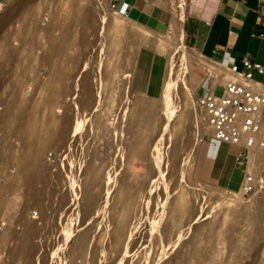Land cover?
Listing matches in <instances>:
<instances>
[{"label": "rangeland", "instance_id": "374dc122", "mask_svg": "<svg viewBox=\"0 0 264 264\" xmlns=\"http://www.w3.org/2000/svg\"><path fill=\"white\" fill-rule=\"evenodd\" d=\"M1 1L4 7L0 14L12 3H15L17 8L0 18V21H5L0 28V95L2 94L4 100L2 102L0 97V186H5L3 196L6 198L0 202V236H11L16 229L23 228L20 220L25 216L29 221H37L40 227L47 222L44 227L47 230L42 228L44 231L37 236L31 257L25 260L6 251L12 242L4 249L0 246V264H72L68 261L67 253L74 242L72 235L81 227L80 199L86 188L83 185L84 180L90 178L94 167L100 163L108 164L107 171L110 172L103 185L105 188L102 187L100 191L102 224L95 235V245L102 253L96 260L100 259L98 264H134L137 256L142 258L144 263L141 264H264V193L243 195L242 182L248 164L241 163L245 165H239L241 169H236L232 188L217 182L202 181L194 176L198 154L204 145V139H208L210 129L202 112H195L197 103L190 95L186 70L190 59L176 27L170 31V15L166 24L168 26H161L159 23L157 27H153L164 33L170 31L166 36L174 39L178 49L172 59V70H168V79L163 82L160 95L153 96L144 91L141 93L142 90L135 85L139 53L142 48L148 46L141 45L142 38L139 40L136 36L117 33L100 19L97 11L117 20L113 14L114 9L109 5L110 0ZM173 1L180 5V13L183 0ZM96 2L97 8L93 5ZM188 2L189 0H186V11ZM20 5L22 6L18 9ZM117 9H121L119 4ZM126 14L132 18L128 11ZM114 26H117V23H114ZM148 35L145 38H149ZM54 44L58 46L56 52L53 50ZM7 47L9 50H6ZM52 50L55 54L50 59L48 57H51ZM47 51L52 53L47 54ZM117 54L119 57H116ZM3 55H6V58ZM98 57L104 58L101 61L104 68L101 93L103 99L99 96L101 88L97 84L102 78H95V74L93 76L91 73L98 66ZM164 57L166 62L167 58L165 55ZM115 59L117 62L112 61ZM58 67L62 68V74L55 77ZM190 75L192 88L196 90L203 73L191 65ZM45 77L48 78V83L43 81L41 85ZM53 77L55 81L52 80ZM253 77L264 82V74L255 72ZM92 79H95L96 82L93 81L97 88L91 84ZM129 80H132V84ZM41 87L45 92L41 91ZM223 90V85L218 84L215 93L221 95ZM137 92L141 93L138 97ZM6 93H16L12 96L18 103L11 95L12 100L9 99ZM18 93L20 97L17 96ZM49 94L52 95V105ZM161 96H165V99ZM160 97L162 100L158 101ZM18 98L25 101H18ZM36 99L40 100L39 104ZM19 103L20 106L24 105L20 107ZM169 107L172 109H168ZM30 108L32 109L29 110ZM179 108H182L181 112L185 110L182 112L184 114L177 110ZM12 109L17 110V117ZM52 109L57 112V116ZM51 113L56 116L59 124L53 127L46 149L42 153L35 152L37 158L29 172V177L41 179L38 184L43 191L40 192V199L29 200L27 197L31 195L30 187L21 185L22 180L15 181V175L28 163L29 153L33 149V142L25 140L24 137L34 130L35 124L33 125L32 120L36 114L40 122L36 118L33 122L40 126V123H45L48 115H53ZM22 114H25L24 120L21 118ZM167 114H170V118L173 116V122ZM147 118L154 121L148 130L145 126ZM70 125L76 130H72ZM143 131L151 133L152 141L156 142L154 148H149L146 142L140 144ZM233 148L236 152L237 149ZM221 152L225 154L226 149L222 147ZM5 153L10 158H7ZM203 154L204 152L201 157ZM236 155L235 153L234 157ZM233 161L229 158V162ZM115 174L118 176L114 177ZM216 176L213 178L219 181ZM111 179L115 180L109 182ZM132 180L134 187H137H133L134 190L144 182L151 183L153 194L150 191L147 197H144L142 205L140 204L132 218V228L127 238L119 241L115 222L123 213L128 199L127 194H124L125 187ZM183 188L184 192L180 194ZM228 198L233 202H223ZM35 210L39 215H36ZM108 219L114 224L107 226ZM132 223H136L135 226ZM182 223L183 226H180Z\"/></svg>", "mask_w": 264, "mask_h": 264}, {"label": "bare ground", "instance_id": "6f19581e", "mask_svg": "<svg viewBox=\"0 0 264 264\" xmlns=\"http://www.w3.org/2000/svg\"><path fill=\"white\" fill-rule=\"evenodd\" d=\"M97 2L96 3H94L93 5L97 8ZM166 4V3H165ZM167 4H170L171 6H173L174 8H175V10H179V8H180V5L179 4H176L173 0H167ZM22 5H20V6H18V9H19V7H21ZM170 6V7H171ZM21 9V8H20ZM113 9V8H112ZM115 10H118V9H114V12H113V14L114 15H116V17H117V20L116 19H114L113 17L111 18V17H109V16H106L105 14H102V12H99V11H97L98 12V14H99V16H100V19L101 20H103V22H105L106 24H108L109 26H111L112 28L111 29H115L116 31H117V33H122V34H126L127 36H136L137 38H139V40L141 39V45L142 44H144V45H146V46H148L150 49H152V50H154V51H158V52H160L161 51V53H163L165 56H166V58H167V60H166V65H165V73H164V80H163V82L165 81V79H166V76H168V70H172L171 69V64L173 63V61H172V59L174 58V54H175V52H176V50L178 49V46L174 43V39L173 38H168L167 36H166V34H159V33H157V32H155V31H153V30H151V29H149V28H147V27H145V26H143V25H141L140 23H138V22H136V21H134V20H132V19H130L129 17H127L126 15H124V14H122V13H119V12H117V11H115ZM123 11V10H122ZM20 15V14H19ZM4 21H0V28H1V26H2V23H3ZM114 23H117V26H114ZM29 25V24H28ZM107 25V26H108ZM172 25V24H171ZM30 26V25H29ZM149 27V26H148ZM175 27H176V30H177V32H178V34H180L181 35V37H182V23L180 22V20L179 21H176L175 22V24H174V29H175ZM110 29V28H109ZM110 29V30H111ZM114 30V31H115ZM164 32V31H163ZM113 33H115V32H113ZM116 33V34H117ZM108 34V33H107ZM148 34H150V35H148ZM25 35V34H24ZM118 35V34H117ZM117 35H116V38H117ZM146 35H148L149 36V38L147 37V38H145L146 37ZM170 35V34H169ZM26 36V35H25ZM28 36V35H27ZM111 36V35H110ZM1 37V36H0ZM19 37H21V36H19ZM115 37V36H114ZM113 37V39L115 40V38ZM118 37H120V36H118ZM27 38V37H26ZM104 39V38H103ZM120 39L121 38H119L118 40L120 41ZM127 39V38H126ZM31 40H33V39H31ZM31 40H29L30 41V43L31 44H33L32 42H31ZM113 40V41H114ZM6 41V40H5ZM8 41V40H7ZM24 41V40H23ZM117 41V40H116ZM26 43H28L27 41H26ZM108 43V42H107ZM127 43V42H126ZM3 44V43H2ZM8 44V43H7ZM104 44V43H103ZM114 44V43H113ZM134 44H135V42H134ZM14 44H12V46H13ZM128 45V44H127ZM131 45V44H130ZM139 45H140V43H139ZM5 46V45H4ZM8 46V45H7ZM111 46V45H110ZM123 46H125V45H123ZM129 46V45H128ZM138 46V45H137ZM136 46V47H137ZM181 46H182V44H181ZM184 46V45H183ZM19 47V46H18ZM49 47V46H48ZM52 47V46H51ZM54 48H53V50H54V52H56V50H57V48H58V46H57V44H54V46H53ZM118 47H119V44H118ZM135 47V48H136ZM3 48V47H2ZM9 48H10V46H9ZM15 48H16V46H15ZM31 48V47H30ZM50 48V47H49ZM48 48V50H50ZM103 48V47H102ZM108 48V47H107ZM113 48V47H112ZM134 48V49H135ZM139 48V47H138ZM4 49V48H3ZM2 49V50H3ZM12 49L14 50V48L12 47ZM34 49V48H33ZM100 49V48H99ZM114 49H115V47H114ZM113 49V50H114ZM117 49V48H116ZM123 49V48H122ZM137 49V48H136ZM135 49V50H136ZM6 50H9L8 49V47H7V49ZM47 50V49H46ZM53 50H52V52H53ZM104 50V49H103ZM112 50V51H113ZM133 50V49H132ZM134 50V51H135ZM5 51V50H4ZM10 51H12V50H10ZM9 51V52H10ZM44 51V50H43ZM99 51V50H98ZM1 52H3V51H1ZM6 52V51H5ZM8 52V51H7ZM51 52V53H52ZM50 53L49 51H47V54L49 53V54H51L50 56L51 57H48V58H50V59H52V55H54L55 53ZM114 52V51H113ZM119 52V54H121L120 53V51H118ZM138 51H136V53H137ZM136 53H135V55H136ZM2 54V53H1ZM42 54V53H41ZM46 54V55H47ZM183 54H184V52H183ZM182 54V55H183ZM39 55V54H38ZM45 55V54H44ZM4 56V55H3ZM119 57V55L117 54L116 55V57ZM137 56H138V54H137ZM184 56V55H183ZM182 56V57H183ZM1 57V56H0ZM5 58H6V55L4 56ZM46 57V58H47ZM114 57H115V55H114ZM115 57V58H116ZM44 58H45V56H44ZM99 58V60H97L96 62V64L98 65H96L97 67L96 68H94L93 69V71L91 72L92 73V75L94 76V74H95V78L96 77H100V78H102L101 80V82L100 83H97L98 85H99V88H101L100 89V91H99V96L103 99L104 97L102 96V89H103V84H104V78H103V71H104V68H102V64L103 63H101V61L104 59H102V58H100V57H98ZM120 59H122V56H121V58ZM180 59V58H179ZM3 60V59H2ZM46 60V59H45ZM43 61V60H42ZM113 62H117L116 61V59H115V61L114 60H112ZM119 61V60H118ZM121 61V60H120ZM136 62H137V59L135 60ZM134 61V62H135ZM46 62V61H45ZM179 63V62H178ZM112 64V63H111ZM3 65V64H2ZM106 65V64H105ZM113 65V64H112ZM111 65V66H112ZM4 66L6 67V65L4 64ZM3 66V67H4ZM134 66H136V64L134 65ZM219 66H221V68H224V66L222 65V64H219ZM56 67V66H55ZM106 67H107V65H106ZM105 67V69H107ZM114 67V66H113ZM115 67H117V65L115 64ZM52 68V67H51ZM133 69H134V67H132ZM55 69V68H54ZM219 69V68H218ZM7 70H8V68H7ZM49 70V69H48ZM57 70V69H56ZM55 70V71H56ZM113 70V68H111L110 69V71H112ZM114 70H116V69H114ZM24 71V70H23ZM22 71V72H23ZM54 71V70H53ZM52 71V72H53ZM95 71V72H94ZM117 71V70H116ZM127 71V70H126ZM3 72V71H2ZM39 72V71H38ZM62 68L60 69V67H58V72H56V75H55V77H57V76H60L62 73ZM105 72H106V70H105ZM109 72V71H108ZM119 72V71H118ZM224 72V71H223ZM1 73V72H0ZM5 73V72H4ZM45 73V72H44ZM55 73V72H54ZM166 73H167V75H166ZM218 73H219V75L222 73L221 71H218ZM14 74V73H13ZM20 73H18V75H19ZM64 74V73H63ZM109 74V73H108ZM112 74V73H111ZM117 74V73H116ZM1 75H3V74H1ZM50 75H51V72H50ZM50 75H49V77H50ZM85 75V74H84ZM106 75H107V73H106ZM106 75H105V78H106ZM11 76L13 77L14 75H12L11 74ZM20 77V76H19ZM23 77V76H22ZM114 77V76H113ZM118 77V76H117ZM129 77V76H128ZM54 78V77H53ZM52 78V80H54L55 81V78L53 79ZM109 78V77H108ZM107 78V79H108ZM111 78V77H110ZM130 78V77H129ZM218 78H220V76H218ZM46 79H48L47 77H45V79L44 80H42V83H41V85L43 84V81H46ZM50 79V78H49ZM61 79V78H60ZM64 79V78H63ZM168 79V78H167ZM166 79V80H167ZM9 80H12V79H9ZM95 81V79H92L91 80V84L94 86V87H96V81ZM110 80H112V79H110ZM213 80H215V82H216V79H214L213 78ZM13 81V80H12ZM16 81V80H15ZM19 81H21V80H19ZM23 81V80H22ZM126 81V80H125ZM128 81V80H127ZM130 81V83H131V81L132 80H129ZM223 81V80H222ZM50 82V81H49ZM79 82H80V80H79ZM108 82V81H107ZM8 83H9V81H8ZM45 83H48V81H46ZM45 83H44V86H45ZM53 83V82H52ZM112 83V82H111ZM165 83V82H164ZM12 84H13V82H12ZM16 84H17V82H16ZM15 83H14V86L16 85ZM36 84H38V83H36ZM54 84V83H53ZM132 84V83H131ZM1 85H2V83H1ZM6 85V84H5ZM8 85V84H7ZM6 85V86H7ZM91 85V86H92ZM114 85V84H113ZM118 85H120V84H118ZM128 85H129V83H128ZM166 85V84H165ZM40 86V85H39ZM39 86H38V88H39ZM53 86V85H52ZM58 86V85H57ZM123 86H125V85H123ZM162 86H164V84L162 85ZM3 87V86H2ZM16 87V86H15ZM5 88V87H4ZM14 88V87H13ZM42 88V87H41ZM45 88H46V86H45ZM52 88V87H51ZM50 88V89H51ZM90 88V87H89ZM93 88V87H92ZM97 88V87H96ZM129 88H130V85H129ZM15 89V88H14ZM53 89V88H52ZM110 89V88H109ZM113 89V88H112ZM128 89V88H127ZM131 89H133V87L131 88ZM7 90H9V89H7ZM11 90V89H10ZM40 90V89H39ZM39 90H36L37 92L39 91ZM44 89L42 88L41 89V91H43ZM95 90V89H94ZM121 90V89H120ZM96 92H97V90H95ZM125 91V90H124ZM129 91H130V89H129ZM9 92V91H8ZM12 92H14V90H12ZM11 92V93H12ZM40 92V91H39ZM43 92H45V90L43 91ZM51 92H52V90H51ZM50 92V93H51ZM131 92L132 91H130V94H131ZM10 93V92H9ZM22 93V92H21ZM92 93V92H91ZM106 93V92H105ZM141 93H143V91L141 92ZM141 93H139L138 94V92L136 93L137 94V97H138V95L140 96V94ZM8 93H6V95H7ZM14 95L16 94V93H13ZM12 94V95H13ZM37 94V93H36ZM41 94H42V92H41ZM45 94V93H44ZM48 94V93H47ZM53 94V93H52ZM88 94V93H87ZM93 94V93H92ZM96 94V93H95ZM107 94V93H106ZM133 94V93H132ZM136 94H135V96H136ZM2 95V94H1ZM1 95H0V97H1ZM11 95V94H10ZM10 95H7V96H9V99L11 98L10 97ZM11 95V96H12ZM21 95H24V94H21ZM31 95V94H30ZM29 95V96H30ZM86 95V94H85ZM3 96H5V95H3ZM17 96H19L20 97V93H18L17 94ZM27 96V95H26ZM35 96H37V95H35ZM63 96V95H62ZM198 96V95H197ZM197 96H196V98H197ZM22 97V96H21ZM39 97V96H38ZM83 97V96H82ZM86 96H84V98H85ZM87 97H88V95H87ZM98 97V96H97ZM123 97V96H122ZM125 97V96H124ZM162 98H164L165 99V96H161ZM161 97L159 98V100L158 101H161L162 99H161ZM6 98H8V97H6ZM12 98H13V100H14V96H12ZM12 98H11V100H12ZM43 98V97H42ZM48 98V97H47ZM49 98H50V102H51V98H52V95L51 94H49ZM95 98V97H94ZM141 98V97H140ZM170 98V97H169ZM176 98V97H175ZM4 99V98H3ZM22 99V101L24 102L25 100H23V98H21ZM21 99H19L18 98V101L19 100H21ZM29 99V98H28ZM28 99H27V102H28ZM40 99V98H39ZM37 100L36 99V102H38V104H39V101L40 100ZM89 99V98H88ZM92 99H93V97H92ZM97 99V98H96ZM137 99V98H136ZM173 99V98H172ZM171 99V100H172ZM1 100H2V97H1ZM8 99H6V101H7ZM31 100V99H30ZM42 100H44V98L42 99ZM41 100V101H42ZM46 100V99H45ZM82 100V99H81ZM87 100V99H86ZM174 100V99H173ZM173 100L171 101V102H173ZM4 100H2V102H3ZM14 101H16V100H14ZM21 101V103H23ZM34 101V100H33ZM83 101H85V100H83ZM82 101V103H84ZM97 101V100H96ZM95 101V102H96ZM133 101V100H132ZM136 101V100H135ZM175 101V100H174ZM196 101V103H197V99L195 100ZM17 102V101H16ZM35 102V103H36ZM42 102H44V101H42ZM52 102H53V100H52ZM51 102V105L53 104ZM87 102V101H86ZM89 102V101H88ZM93 102V101H92ZM91 102V103H92ZM18 103V102H17ZM21 103H19V105L18 106H20V104ZM26 103V102H25ZM30 103V102H29ZM41 103V102H40ZM57 103V102H56ZM159 103V102H158ZM175 103V102H174ZM7 104V103H6ZM9 104H11L12 105V103H10V101H9ZM44 104V103H43ZM42 104V105H43ZM50 104V103H49ZM49 104H47V106L49 105ZM171 104V103H170ZM173 104V103H172ZM4 105V104H3ZM13 105H15V104H13ZM24 105V104H23ZM22 105V106H23ZM33 105H36V104H33ZM33 105H31V106H33ZM86 105V104H85ZM93 105V104H92ZM159 105H160V103H159ZM174 105V104H173ZM5 106V105H4ZM9 106V105H8ZM7 106V107H8ZM22 106H20V107H22ZM37 106V105H36ZM36 106L34 107V108H36ZM40 105H38V107H39ZM46 106V105H45ZM47 106H46V108H47ZM6 107V106H5ZM4 107V108H5ZM13 107V106H12ZM27 106H25V108H26ZM41 107H43V106H41ZM57 107V106H56ZM104 107V106H103ZM166 107V106H165ZM172 107V106H171ZM171 107H169L168 109H170ZM9 108V107H8ZM14 108V107H13ZM24 108V107H23ZM51 108V107H50ZM50 108H48V109H50ZM58 108V107H57ZM82 108V107H81ZM86 108V106L84 107V109ZM88 108V107H87ZM10 109V108H9ZM17 109V108H16ZM15 109V110H16ZM19 109V108H18ZM32 108H30L29 110H31ZM38 109V108H37ZM91 109V108H90ZM103 109V108H102ZM165 108H163V110H164ZM172 109V108H171ZM170 109V110H171ZM0 110H2V109H0ZM5 110V109H4ZM13 110V109H12ZM15 110H13V112H15V114H17L16 116H15V114H13L15 117H17L18 116V112H17V110L15 111ZM24 110V109H23ZM26 110V109H25ZM24 110V111H25ZM39 110V109H38ZM56 110V109H55ZM58 110H60V109H58ZM86 110V109H85ZM85 110H83V111H85ZM91 110H93V109H91ZM90 110V111H91ZM177 110H179L180 112H181V110H182V108H179V109H177ZM7 111H8V109H7ZM6 111V113H8ZM19 111V110H18ZM34 111H35V109H34ZM37 111V110H36ZM35 111V112H36ZM183 111H185V110H183ZM182 111V112H183ZM201 111V109H200V107L198 106V104H197V108H196V110H195V112L196 113H198V112H200ZM3 112V111H2ZM12 112V111H11ZM22 112V111H21ZM27 112H28V108H27ZM34 112V113H35ZM39 112V111H38ZM49 110H48V114H49ZM52 112L56 115V113H55V111H53V109H52ZM80 112V111H79ZM167 112H170V111H167ZM166 112V113H167ZM181 112V113H182ZM202 112V111H201ZM5 113V112H4ZM33 113V114H34ZM37 113V112H36ZM53 113H51V114H53ZM81 113V112H80ZM85 113V112H84ZM21 114V113H20ZM26 114V113H25ZM25 114H22L21 115V118H22V120H24V115ZM47 114V113H46ZM51 115V116H47V115H45V117L47 118V120L45 119V123L43 124V125H41V123H40V126L39 125H36V122L34 123L33 121L35 120V118L37 119L38 117H37V114H36V117L34 118V116H33V118H34V120H32V123H33V125H34V130L33 131H31L30 133H28L27 135H25L26 137H24L25 138V140H30V141H32L33 142V149L30 151V153H29V160H28V163L24 166V168L23 169H21V171H20V173H17V175H15L16 176V179H15V181H20V180H22L23 181V183H21V185L23 184V185H25V186H27L26 188H29L30 189V193H31V195H28V199L29 200H33V199H40L41 198V194H40V192H42L43 191V189H41L40 188V186H39V184L38 183H40V181H41V179H39L38 177H29V172H30V170H31V167H32V164H33V162H34V160L37 158L36 157V154H35V152L37 151L38 153L39 152H43L45 149H46V147H47V143H48V140L50 139V136L52 135V133H53V127L57 124V119H56V116L55 115ZM182 114H184V113H182ZM202 114H203V112H202ZM35 115V114H34ZM77 115V114H76ZM81 115V114H80ZM84 115V114H83ZM168 115V114H167ZM14 116H12V118H14ZM41 116V115H40ZM79 116V115H78ZM95 116V115H94ZM93 116V117H94ZM160 116H162V115H160ZM164 116V115H163ZM169 116V118H170V114L168 115ZM200 116V115H199ZM76 116H74V118H75ZM167 117V116H166ZM173 116H171V118H172ZM175 117V116H174ZM11 118V119H12ZM19 118H20V116H19ZM18 118V119H19ZM32 118V119H33ZM79 117H76V119H78ZM149 118H151V117H149ZM149 118H147L146 119V121H145V126H146V129L148 130L149 128H150V126H152L153 124H154V121H152V119H149ZM171 118H170V120H171ZM4 120H7V122L9 121V119H5V118H3ZM15 119V118H14ZM80 119V118H79ZM83 119H85V118H83ZM94 119V118H93ZM160 119H162V118H160ZM16 120V119H15ZM15 120L13 121V120H11V121H13V122H15ZM21 120V121H22ZM38 120V119H37ZM39 120H40V118H39ZM38 120V121H39ZM81 120V119H80ZM163 120V119H162ZM165 120L166 119H164V122H165ZM206 120V119H205ZM3 121V120H2ZM18 121V120H17ZM19 121H20V119H19ZM44 121V120H43ZM93 121V120H92ZM169 121V120H168ZM172 122H173V120H171ZM4 122V121H3ZM40 122V121H39ZM42 122V121H41ZM70 122V121H69ZM72 122H73V120H72ZM81 122V121H80ZM9 123H12V122H9ZM78 123V122H77ZM161 123V122H160ZM160 123H159V125H160ZM168 123V122H167ZM206 123H207V125H208V127H209V129H210V132L209 133H211V128H210V126H209V124H208V122L206 121ZM29 124V123H28ZM58 124H59V122H58ZM57 124V125H58ZM74 124H76V123H74ZM73 124V125H74ZM81 124V123H80ZM172 124V123H171ZM73 125L71 126V129H72V127H73ZM77 125V124H76ZM75 125V126H76ZM78 126V125H77ZM162 127V126H161ZM167 127V126H166ZM74 128V127H73ZM82 128V126L80 127V129ZM165 128V127H164ZM78 129V128H77ZM87 129V128H86ZM85 129V130H86ZM67 130V129H66ZM72 130H76V129H72ZM208 133V134H209ZM69 134V133H68ZM151 136V133L150 132H145V131H143L142 132V139H141V142H140V144L142 143V144H144L145 142L148 144V147L150 148V147H152V148H154L155 146H156V142H153L152 141V138L150 137ZM168 140V139H167ZM163 143H165L164 141H163ZM163 143H162V145H163ZM223 143H225V142H223ZM161 144V143H160ZM226 144H228V145H231L232 147H235V148H237V152H234V155H232L233 157L235 156V153H238L237 154V157H238V155H239V151H240V147L237 145V144H232V143H226ZM51 146V145H50ZM70 146V145H69ZM49 147V146H48ZM228 147V146H227ZM158 148H160V145H158ZM163 149V148H162ZM63 150V149H62ZM231 150V149H230ZM204 151H205V149H204ZM222 148L220 149V152H219V155H225V154H221L222 152ZM228 152H229V150H228ZM38 153H37V156H38ZM158 153V152H157ZM224 153V152H223ZM230 153V152H229ZM205 154V153H204ZM203 154V155H204ZM233 154V153H232ZM251 156H254V154L253 153H251L250 154ZM5 156L7 157V158H10V156L7 154V153H5ZM171 156V155H170ZM205 156V155H204ZM40 157V156H39ZM156 158V157H155ZM229 158H231V154H230V157H228V155H227V157H226V162H224L223 160H220V159H218L217 160V163H216V168H215V171H216V174H214L215 176H216V178L219 180V182L220 183H223V184H227V182H228V180H229V175L227 174V172H226V170L228 169V168H230V166H234V165H232L230 162H229ZM224 160H225V158H224ZM36 161V160H35ZM108 161V160H107ZM206 161V160H205ZM216 161V160H215ZM39 162V161H38ZM234 162V161H233ZM241 163H246V162H243V161H239L238 160V158H237V160H236V165L238 164V165H240V166H243V165H245V164H241ZM110 164V163H109ZM36 165H38V164H36ZM107 165L108 164H106V163H100V164H98V165H94L93 167H94V171H93V173H92V175L90 176V178L89 179H87V180H84L85 182H84V184L83 185H85V192L82 194V196H81V199H80V209H81V217H82V220H81V227L75 232V230H74V234L72 235L73 236V245H72V247L69 249V251H68V255H67V257H68V261L70 262V263H72V264H93L94 262H96L95 264H98L99 262H100V259H99V261H96V260H98V258H99V255H100V251H99V249H98V247L95 245V235H96V231L98 230V228H99V226H100V224H102V222L100 221V216H101V210H100V208H101V194H100V191H101V188L103 187V185H104V183H105V181H106V179H107V177H108V172H110V171H107ZM152 165H154V164H152ZM110 167H112V166H110ZM3 168V167H2ZM1 168V169H2ZM36 168V167H35ZM114 168V167H113ZM204 168V167H203ZM237 168H239L238 166H237ZM236 168V169H237ZM247 168H248V166H247ZM109 169H112V168H109ZM159 169V168H158ZM236 169H235V172H236ZM113 170V169H112ZM114 170H117V169H114ZM119 171V170H118ZM36 172V171H35ZM91 172V171H90ZM113 172H115V171H113ZM112 172V173H113ZM117 172V171H116ZM235 172H234V174H235ZM83 173V172H82ZM89 173V172H88ZM158 173V172H157ZM51 174V173H50ZM117 174V173H116ZM116 174H115V176L114 177H117L118 175H119V172H118V175L116 176ZM230 174V173H229ZM42 175H43V173H42ZM87 175H90V174H87ZM112 175H114V174H112ZM160 176V175H159ZM87 178H88V176H87ZM86 179V178H85ZM233 179H234V175L232 176V178H231V184L233 183ZM53 180V179H52ZM115 180V179H114ZM114 180H108L109 182H111V181H114ZM107 181V183L109 184V182ZM137 182V181H136ZM137 183H139V182H137ZM136 183V184H137ZM105 185H107V184H105ZM134 185H133V180L132 181H130V183L127 185V187H125V191H126V193H124V194H127V196H128V199H127V201H126V203H125V208H124V210H123V213H122V215H121V217L119 218V220L118 221H116L115 223H116V225H117V228H116V236H117V238L119 239V241L120 240H122V239H124V238H127V235L129 234V231L131 230V222H132V218H134L133 216L136 214V211L139 209V207H140V204L142 203V200L143 199H145L144 197L151 191H153L152 190V186H151V183H149V182H144V184H140V187H138V189H135L134 190V188H137V187H134ZM103 188H105V187H103ZM186 189V188H185ZM5 190V186L2 184L1 186H0V202H2V201H4L6 198L3 196V191ZM72 190V189H71ZM214 191V190H213ZM219 191V190H218ZM5 192V191H4ZM183 192H184V188L182 189V191H180V194H183ZM155 193V192H154ZM209 193H211V191L209 192ZM219 193V192H218ZM54 194V193H53ZM151 194V193H150ZM152 194H153V192H152ZM5 195V194H4ZM211 195V194H210ZM147 197V196H146ZM57 199V198H56ZM74 199V198H73ZM223 202H229V203H232L233 202V200L231 199V198H228V199H224L223 200ZM222 202V203H223ZM144 203V202H143ZM115 205H116V203H115ZM142 205V204H141ZM42 206V205H41ZM121 207V206H120ZM43 208H44V206H43ZM25 213V212H24ZM139 213H141V210H140V212ZM22 214H23V212H22ZM37 215H39V213H37ZM143 215V214H142ZM22 216V215H21ZM25 216V215H24ZM35 216V215H34ZM44 216V215H43ZM43 216H41V218L43 217ZM26 217V216H25ZM25 217L23 218V217H21V222H22V224H23V228L21 227V229H16V231H15V233L13 234V235H11V236H5L4 234H2L1 236H0V246H2L3 247V249H4V247H6V246H8V244H9V242H12V245L11 246H9L7 249H6V251L7 252H12V253H14L19 259H21V260H25V259H27V258H30L31 257V253H32V250H33V248H34V244H35V241H36V238H37V236L40 234V233H42L43 231H44V227H46V225H47V222H46V224H43L41 227H40V225H38V222L37 221H29V220H27V218L25 219ZM137 217V216H136ZM135 217V218H136ZM140 217V216H139ZM142 217V216H141ZM144 217V216H143ZM190 217V216H189ZM191 218V217H190ZM45 219V218H44ZM137 219L139 220V218L137 217ZM137 220V221H138ZM189 219H187V221H188ZM112 221V220H111ZM109 219L107 220V222H106V225L108 226V224H114V222H111ZM143 221V220H142ZM136 222V221H135ZM139 222V221H138ZM48 223H49V221H48ZM187 223V222H186ZM190 223V222H189ZM134 223H132V225H133ZM136 224V223H135ZM135 224L133 225V226H135ZM138 224V223H137ZM140 224H141V222H140ZM157 224V223H156ZM185 224V223H184ZM104 225V224H103ZM39 226V227H38ZM180 226H183V223L182 224H180ZM187 225H185V227H186ZM48 227V226H47ZM50 227V226H49ZM48 227V228H49ZM42 228H44L43 229V231H42ZM159 229V228H158ZM181 229V228H180ZM186 229V228H185ZM184 229V230H185ZM45 230H47V228L45 229ZM155 230V229H154ZM183 230V229H182ZM132 232H133V230H132ZM129 237H131V236H129ZM153 239V238H152ZM156 240V239H155ZM157 241V240H156ZM47 244V243H46ZM10 245V244H9ZM102 251H103V249H102ZM4 252V251H3ZM102 254V253H101ZM149 258V257H148ZM141 262H142V258H140L139 256H137V258H136V260H135V262H134V264H141ZM142 263H144V262H142Z\"/></svg>", "mask_w": 264, "mask_h": 264}, {"label": "crops", "instance_id": "0c3cea01", "mask_svg": "<svg viewBox=\"0 0 264 264\" xmlns=\"http://www.w3.org/2000/svg\"><path fill=\"white\" fill-rule=\"evenodd\" d=\"M118 4L121 8L118 9L121 11H118L119 13L159 34L169 33L175 22L181 21L182 41L190 59L186 70L189 92L193 99H197L198 93H202L208 89L209 85L214 84L215 80L210 76L207 77L208 69L213 74L220 76L218 71L223 72L225 69L221 68L219 64L224 66V64L236 63L240 68H243L242 59L244 56L264 63V37L260 35L261 32H264V0H189L187 11L185 10L186 0H183L180 13L173 6L167 4V0H146V2L144 0H118ZM3 7L4 3L0 0V12ZM127 11L132 18L125 13ZM169 15V25L171 26L169 32L164 33L153 27H157L159 23L161 26H168L166 24ZM165 65L164 54L149 47L142 48L138 58L135 85L150 95L159 96L164 80ZM191 65L203 73L196 90L192 88ZM255 72L264 74V72L254 69L253 76ZM194 91L196 96L193 95ZM223 142L225 141L211 136L204 139V145L196 160L194 176L202 181L220 183L213 178L217 160L226 162L227 155L230 157L231 154L234 162L230 163L234 166H230L226 170L229 175L227 184H221L232 188L231 178L239 165H236L237 155L236 157L232 156L235 152L234 148L226 144L228 142ZM222 147L226 149L225 155H219ZM202 152L205 153V156L201 157Z\"/></svg>", "mask_w": 264, "mask_h": 264}, {"label": "built area", "instance_id": "2783aa9c", "mask_svg": "<svg viewBox=\"0 0 264 264\" xmlns=\"http://www.w3.org/2000/svg\"><path fill=\"white\" fill-rule=\"evenodd\" d=\"M109 5L117 9L118 0H110ZM260 35L264 37V32ZM242 62L243 68L236 63L224 64L220 78L207 68V77L216 82L198 93L197 104L211 128L208 135L240 147L237 158L248 164L243 195L254 196L264 193V82L253 77V70L264 72V63L249 56ZM218 84L224 87L221 95L215 93Z\"/></svg>", "mask_w": 264, "mask_h": 264}, {"label": "water", "instance_id": "95a60500", "mask_svg": "<svg viewBox=\"0 0 264 264\" xmlns=\"http://www.w3.org/2000/svg\"><path fill=\"white\" fill-rule=\"evenodd\" d=\"M16 7L15 3L10 4L9 6H7L4 11L0 14V18L3 17L5 14H9L10 12H12L14 10V8ZM17 8V7H16ZM15 8V9H16ZM5 22V21H4ZM3 22V23H4Z\"/></svg>", "mask_w": 264, "mask_h": 264}]
</instances>
